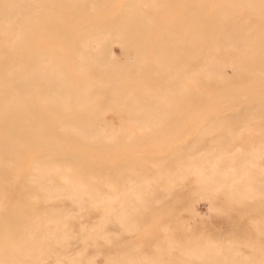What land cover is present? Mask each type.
I'll use <instances>...</instances> for the list:
<instances>
[{"label": "bare ground", "instance_id": "obj_1", "mask_svg": "<svg viewBox=\"0 0 264 264\" xmlns=\"http://www.w3.org/2000/svg\"><path fill=\"white\" fill-rule=\"evenodd\" d=\"M191 104L243 105L214 115L264 132L248 125L264 121V0H0V264H264L260 243L185 242L190 223L165 220H196L202 196L212 213L264 201V137L164 135Z\"/></svg>", "mask_w": 264, "mask_h": 264}, {"label": "rangeland", "instance_id": "obj_2", "mask_svg": "<svg viewBox=\"0 0 264 264\" xmlns=\"http://www.w3.org/2000/svg\"><path fill=\"white\" fill-rule=\"evenodd\" d=\"M114 4V3H113ZM113 4L109 7H106V13L108 10L112 9ZM93 12V11H92ZM106 15V14H105ZM147 38L149 40L143 39V44H148L153 39V34L151 31L147 32ZM111 45L115 49L116 58L121 60L124 57V50L126 51V46H123L121 39L118 37L112 38ZM117 39V40H115ZM147 42V43H146ZM130 51L137 52L141 50L140 45L134 44L129 48ZM120 57V58H118ZM153 57L150 54H146L142 61V69L143 71H147L146 73L153 78H160V71L156 70V63L154 62ZM124 62V60H122ZM127 60H125L126 62ZM147 69V70H146ZM223 72L227 76V78L231 80H238L242 70V64L236 63L235 70L231 66V64L223 65ZM142 79V75H139L138 72H134L131 82H137ZM220 108H224L219 110ZM245 107L243 105L232 106L231 104L225 105L223 107L216 104L215 106H204V105H194L191 104L187 107L186 113L183 115H178L176 117H161L162 124L159 128L162 129H170L165 136L169 137H180V136H195L197 135L199 128L210 126L211 124L216 125L213 131H210L205 139L198 143L200 147H211L213 145H224V146H245L249 144L247 141H231L230 132L228 128L233 129V133H238V129L242 125H246L244 120L241 118H219L215 117L214 114L218 113L217 111H225L227 114H233L236 112H243ZM169 115V114H168ZM109 118L114 121L121 122L123 117L118 116V114L112 112L109 113ZM122 118V119H121ZM168 118L170 123L166 126ZM264 123L262 120H251L248 125L257 127L261 126ZM166 126V127H165ZM109 127V126H108ZM186 129V132L181 134L174 133L177 130ZM238 130V131H237ZM174 131V132H172ZM237 131V132H236ZM229 133V134H228ZM240 134L243 135H256V137H264V132H254L252 129H240ZM221 134L218 141H210V137ZM162 135V136H164ZM161 136V137H162ZM170 143V142H169ZM254 144L258 143L257 141L253 142ZM150 144H155L154 141H150ZM170 144L176 145L181 144L179 139H173ZM207 150H203L202 152H206ZM151 152V151H149ZM153 153H157V151L152 150ZM160 152V151H158ZM232 152H238L237 148L232 150ZM204 198V199H202ZM202 198H197L194 201V208L197 210L196 220L191 219L190 217L180 216L177 210H174L172 213L171 210L168 211L167 216H165L166 221H173L175 223H190L189 229L184 230V233L181 235L179 239L185 242H202V241H217L220 242L224 239H235L239 241H245L250 245H254L255 243H260L263 245V249L260 250L259 253L264 254V227L258 228L256 227V223H264V201H241V202H227L224 201L220 206H222L221 210L217 212H210L208 205V198L205 196ZM200 199V200H199ZM10 202V200H9ZM8 202V203H9ZM208 205V206H207ZM175 206L179 207V203L175 204ZM200 215V216H199ZM182 230V229H181ZM183 231V230H182ZM153 233L156 234L155 241H161L160 237V227L156 226L153 228ZM167 249V247H166ZM255 249H249L250 252H253ZM134 253V251H130ZM242 264V263H241Z\"/></svg>", "mask_w": 264, "mask_h": 264}]
</instances>
